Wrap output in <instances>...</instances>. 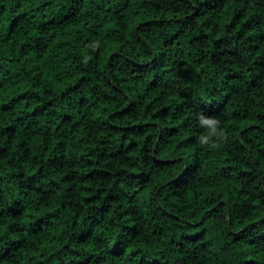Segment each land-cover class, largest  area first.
Returning a JSON list of instances; mask_svg holds the SVG:
<instances>
[{
  "label": "trees",
  "instance_id": "16d2710c",
  "mask_svg": "<svg viewBox=\"0 0 264 264\" xmlns=\"http://www.w3.org/2000/svg\"><path fill=\"white\" fill-rule=\"evenodd\" d=\"M0 264H264V0H0Z\"/></svg>",
  "mask_w": 264,
  "mask_h": 264
},
{
  "label": "clouds",
  "instance_id": "9594fccd",
  "mask_svg": "<svg viewBox=\"0 0 264 264\" xmlns=\"http://www.w3.org/2000/svg\"><path fill=\"white\" fill-rule=\"evenodd\" d=\"M197 127L203 128L204 133L196 134V142L200 145L215 143L214 138H221L224 135L222 121L218 116L207 115L202 109L196 112Z\"/></svg>",
  "mask_w": 264,
  "mask_h": 264
}]
</instances>
